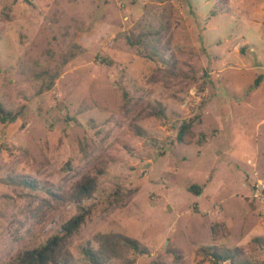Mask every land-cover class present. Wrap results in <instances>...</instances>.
Listing matches in <instances>:
<instances>
[{
    "label": "rangeland",
    "instance_id": "obj_1",
    "mask_svg": "<svg viewBox=\"0 0 264 264\" xmlns=\"http://www.w3.org/2000/svg\"><path fill=\"white\" fill-rule=\"evenodd\" d=\"M0 103L22 111L0 122V264L62 233L85 176L73 264L101 233L148 251L109 264H213L223 246L264 264V0H0Z\"/></svg>",
    "mask_w": 264,
    "mask_h": 264
},
{
    "label": "trees",
    "instance_id": "obj_2",
    "mask_svg": "<svg viewBox=\"0 0 264 264\" xmlns=\"http://www.w3.org/2000/svg\"><path fill=\"white\" fill-rule=\"evenodd\" d=\"M150 33L151 32H149V34ZM146 34L148 33H145L144 37H146ZM131 44H133V42H131ZM154 49L156 50L157 47ZM153 54L154 56L150 54L149 57L153 59L159 57L157 53ZM162 59L164 60L163 57ZM261 81L262 77H259L253 89L257 88ZM51 85H53V83H51ZM48 87L49 86H47V88ZM21 113L7 111L0 103V122L2 124H14L19 119ZM163 113V110L157 109L153 112V115L161 116ZM196 121L197 120L192 119L182 123L177 135L180 144L190 145L193 143L195 139V132L193 129ZM13 182L22 187L31 186L27 180L13 179ZM98 184L97 178L91 176H85L78 182L72 190L71 200L78 206L80 210L79 214L74 216L62 227V233L51 237L46 244L41 247L23 252L7 264H73L68 257L66 246L86 223L87 217L91 213V208L86 205V202L94 198L95 194L98 192ZM203 187L204 186L193 185L189 187V191L199 196L202 194ZM223 227V224H216L213 226L212 231L214 237L218 236V234L223 231ZM228 237L229 236L225 234L224 238ZM81 251L82 260L79 264H109L114 260L124 259L125 255L129 252H134L139 256L148 254L147 248L138 240L119 233L97 234ZM210 253L207 254L214 258L213 264H224L225 262L240 264L243 260V258L240 257L241 252L239 249H230L223 246L220 250L213 247Z\"/></svg>",
    "mask_w": 264,
    "mask_h": 264
}]
</instances>
